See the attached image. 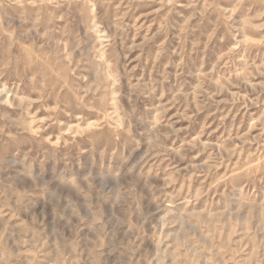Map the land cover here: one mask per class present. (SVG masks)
<instances>
[{"label":"rangeland","instance_id":"1","mask_svg":"<svg viewBox=\"0 0 264 264\" xmlns=\"http://www.w3.org/2000/svg\"><path fill=\"white\" fill-rule=\"evenodd\" d=\"M0 264H264V0H0Z\"/></svg>","mask_w":264,"mask_h":264}]
</instances>
